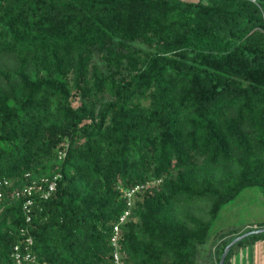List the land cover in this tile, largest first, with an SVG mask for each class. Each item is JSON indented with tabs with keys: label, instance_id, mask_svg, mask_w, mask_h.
I'll use <instances>...</instances> for the list:
<instances>
[{
	"label": "trees",
	"instance_id": "16d2710c",
	"mask_svg": "<svg viewBox=\"0 0 264 264\" xmlns=\"http://www.w3.org/2000/svg\"><path fill=\"white\" fill-rule=\"evenodd\" d=\"M3 179L0 264L15 245L114 264L124 192L159 179L133 197L121 264H200L221 207L264 193V0H0ZM249 229L217 235L214 264Z\"/></svg>",
	"mask_w": 264,
	"mask_h": 264
},
{
	"label": "rangeland",
	"instance_id": "374dc122",
	"mask_svg": "<svg viewBox=\"0 0 264 264\" xmlns=\"http://www.w3.org/2000/svg\"><path fill=\"white\" fill-rule=\"evenodd\" d=\"M139 47H145L143 44L136 43ZM96 60H99L97 55ZM99 63H101L99 61ZM78 97L74 94L71 103L77 105ZM161 179L149 182L147 188L157 187ZM146 188V189H147ZM197 207L204 208V203L197 204ZM264 218V193L257 188H247L240 192L233 200L221 207L220 213L215 220L211 232V241L217 240L216 237L221 232L229 230H240L248 224H253ZM209 240L205 248H212L213 244ZM214 258V256H213Z\"/></svg>",
	"mask_w": 264,
	"mask_h": 264
},
{
	"label": "built area",
	"instance_id": "2783aa9c",
	"mask_svg": "<svg viewBox=\"0 0 264 264\" xmlns=\"http://www.w3.org/2000/svg\"><path fill=\"white\" fill-rule=\"evenodd\" d=\"M65 155V150L59 151V156L63 157ZM59 177V174L54 175L53 179L47 184L46 187H43L42 184H38V191L40 192V196L42 198H47L51 192L55 189L56 179ZM41 181H44L42 178ZM149 183L147 184H137L133 186L131 189L124 192V195L127 199L128 208L119 216L117 222L113 225V233L110 238L111 244L113 246V258L114 264H121V254H120V245L119 240L121 238V227L130 219L131 216V207L133 205V197L137 191L141 189H146ZM1 186H11V183L7 179L0 180V187ZM32 186L25 187L22 191L27 195H31L32 193ZM14 192L19 193V191L14 190ZM2 193L0 191V197ZM34 199L28 198L25 201L24 206L26 207V212L29 211V206L33 203ZM30 242V239L27 240ZM12 256L14 257L17 264H31L33 262V257L27 248H24L23 251L21 250L19 245H15L12 250Z\"/></svg>",
	"mask_w": 264,
	"mask_h": 264
},
{
	"label": "crops",
	"instance_id": "0c3cea01",
	"mask_svg": "<svg viewBox=\"0 0 264 264\" xmlns=\"http://www.w3.org/2000/svg\"><path fill=\"white\" fill-rule=\"evenodd\" d=\"M264 226V218L253 224H248L244 228L240 229L243 231L247 228L262 227ZM262 234V233H259ZM212 248H206L204 253L199 259L200 264H214L215 259L211 253ZM214 261V262H213ZM227 264H264V233L259 235L255 239L245 243L238 248L229 258Z\"/></svg>",
	"mask_w": 264,
	"mask_h": 264
},
{
	"label": "water",
	"instance_id": "95a60500",
	"mask_svg": "<svg viewBox=\"0 0 264 264\" xmlns=\"http://www.w3.org/2000/svg\"><path fill=\"white\" fill-rule=\"evenodd\" d=\"M259 233H264V226L262 227H254L251 228L247 231L244 232H240L239 234H237L229 243H227L223 249H222V253L217 261L216 264H225V259H226V255L229 251V249L239 240L246 238L250 235H254V234H259Z\"/></svg>",
	"mask_w": 264,
	"mask_h": 264
}]
</instances>
